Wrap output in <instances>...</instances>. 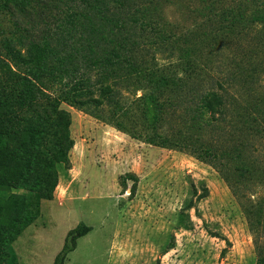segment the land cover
<instances>
[{
    "label": "rangeland",
    "instance_id": "rangeland-1",
    "mask_svg": "<svg viewBox=\"0 0 264 264\" xmlns=\"http://www.w3.org/2000/svg\"><path fill=\"white\" fill-rule=\"evenodd\" d=\"M243 1L152 0L147 6L155 12L148 17L180 44H150L157 31L137 29L145 42L140 51L148 46L149 58L168 65L190 51L195 72L186 69L184 77L196 80L200 92L226 97V131L207 137L222 151L220 171L187 151L133 136L149 131L154 119L136 101L143 92L126 91L127 79L115 88L117 118L113 103L96 99L99 91L87 107L61 105L72 118L74 143L64 162L57 159L54 119L27 112L18 144L35 140L39 147L27 186H0V221L8 234L4 264H54L69 231L81 223L90 230L64 264L257 263L262 238L251 230L245 209L264 199V39L249 25L255 7L239 14ZM76 9L86 6L79 0H0V62L10 61L7 41L46 37L56 45L69 38L59 24ZM98 71H89L94 82ZM51 176L58 177L55 189ZM182 211L189 214L183 223Z\"/></svg>",
    "mask_w": 264,
    "mask_h": 264
},
{
    "label": "trees",
    "instance_id": "trees-1",
    "mask_svg": "<svg viewBox=\"0 0 264 264\" xmlns=\"http://www.w3.org/2000/svg\"><path fill=\"white\" fill-rule=\"evenodd\" d=\"M79 1L86 6L85 11L68 10L59 24L64 34H72L69 38L63 37L56 45L46 37L42 40L20 38L5 44L10 61L0 62V186L7 189L26 187L28 174L36 165L37 141L18 144L23 114L33 112L46 121L54 119L59 139L57 159L64 162L74 143L70 132L72 118L61 105L65 102L87 107L95 102L94 93L99 91L100 97L96 99L100 103L104 99L113 103V117L117 118L121 103L115 98V88L126 79L131 84L125 86L126 91L141 90L143 93L136 101L154 119L149 131L132 132L133 136L147 138L150 143L162 147L187 151L220 171L222 151L220 153L217 145L207 137L226 131L224 117L229 110L228 101L216 90L200 92L196 80L184 77L186 69L195 72L190 51L184 52L177 63L168 65H160L154 57L149 58L148 46L140 51L145 42L137 33L138 28L145 35L150 29L157 31L158 39L148 40L150 44L174 40L180 44L179 39L165 34L158 21L148 17L155 12L148 7L153 4L152 0ZM251 5L255 8L251 11L249 25L255 29L259 27L264 39V0H244L237 5L242 7L243 14H239L244 16ZM93 69H99L95 82L89 73ZM130 74L135 76L127 78ZM55 87L59 95L52 91ZM126 115L134 116L131 111H126ZM116 125L127 130L121 119ZM25 132L31 134V129ZM262 177L264 179V175ZM51 178L49 185L55 189L58 177ZM225 178L232 185L231 179ZM207 195L208 191L201 198ZM193 206L187 204L185 209ZM245 211L251 230L262 238L256 243V264H264V199ZM187 217L189 214L182 211L180 222ZM89 230L81 223L69 231L54 264H64L76 249V241ZM7 241V230L0 221V264H4Z\"/></svg>",
    "mask_w": 264,
    "mask_h": 264
}]
</instances>
